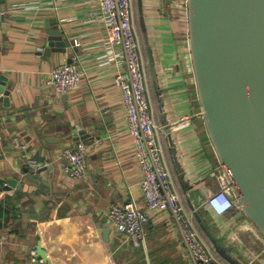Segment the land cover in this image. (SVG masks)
I'll list each match as a JSON object with an SVG mask.
<instances>
[{
  "label": "crops",
  "instance_id": "obj_1",
  "mask_svg": "<svg viewBox=\"0 0 264 264\" xmlns=\"http://www.w3.org/2000/svg\"><path fill=\"white\" fill-rule=\"evenodd\" d=\"M141 2L151 66L133 0L135 27L155 122L165 127L196 115L187 128L171 134L187 185L183 189L175 180L182 204L188 212L192 207L205 214L207 227L223 246L232 232L243 233L233 256L245 264H264V239L239 210L218 217L205 206L207 194L216 190L209 171L218 162L200 116L184 0ZM54 30L65 42L62 52ZM103 37L97 0H0V75L7 80L5 91L14 85L8 106L0 103V178L16 177L21 184L8 192L0 189V264H33L36 246L48 264H191L168 213H148L139 251L129 249L131 243L108 225L111 204L132 199L143 208V176L121 92L113 82L119 49L108 50ZM63 62L75 64L82 81L58 95L47 81ZM78 141L86 146V177L73 180L63 173L60 154ZM35 155L44 157L50 170L32 172L28 160L36 161ZM107 229L108 237L103 235Z\"/></svg>",
  "mask_w": 264,
  "mask_h": 264
},
{
  "label": "water",
  "instance_id": "obj_2",
  "mask_svg": "<svg viewBox=\"0 0 264 264\" xmlns=\"http://www.w3.org/2000/svg\"><path fill=\"white\" fill-rule=\"evenodd\" d=\"M136 1L151 66L142 2ZM184 5L197 101L208 140L240 213L264 239V0H184ZM53 32L60 38L56 47L62 52L65 42L61 33ZM6 81L0 75V103L8 106L14 85L5 91ZM177 121L161 128L171 152L175 179L185 189L184 172L171 140V134L180 131L172 129ZM79 136L83 140V133ZM34 158L38 164L36 174L50 170V165H44V157ZM20 187L16 177L0 178L3 192ZM191 213L217 257L227 264H245L219 244L192 207ZM109 234V229L103 231V235ZM34 251L33 264H48L39 246Z\"/></svg>",
  "mask_w": 264,
  "mask_h": 264
},
{
  "label": "built area",
  "instance_id": "obj_3",
  "mask_svg": "<svg viewBox=\"0 0 264 264\" xmlns=\"http://www.w3.org/2000/svg\"><path fill=\"white\" fill-rule=\"evenodd\" d=\"M97 2L104 24L103 43L110 51L119 49L114 63L120 68L113 82L121 92L129 135L135 146V159L143 176L140 184L143 208L132 199L125 204H111L106 212L108 225L125 242L139 248L147 237L148 213H168L191 264H227L215 255L196 229L193 215L184 208L169 169L163 142L166 134L156 124L152 112L146 64L136 33L133 0ZM81 81L82 74L78 67L63 62L50 71L47 85L56 94L65 95L78 88ZM195 116L182 117L172 129L178 131L187 128ZM15 146H18L17 142ZM60 155L64 161L62 171L67 177L73 180L86 177V146L82 141L64 147ZM28 168L35 172L37 162L28 160ZM209 175L215 181L216 190L207 194L206 208L218 217L234 209L240 210L222 167L219 164L213 166ZM34 253L31 252L33 261Z\"/></svg>",
  "mask_w": 264,
  "mask_h": 264
},
{
  "label": "rangeland",
  "instance_id": "obj_4",
  "mask_svg": "<svg viewBox=\"0 0 264 264\" xmlns=\"http://www.w3.org/2000/svg\"><path fill=\"white\" fill-rule=\"evenodd\" d=\"M232 213V212H231ZM233 214V213H232ZM232 214L230 216H232ZM243 234V233H242ZM242 234L240 235V232H232L227 238H226V247H227V251L229 253H231L232 255L233 254H236V251L238 250L239 246L243 243V239H242ZM241 236V238H240ZM244 236V235H243ZM242 239V241L240 240ZM247 239V238H246ZM148 240V239H147ZM146 240V241H147ZM209 245V243H208ZM132 244L131 246L129 247V249H134V250H137L138 248H132ZM243 246V245H242ZM142 247V246H141ZM210 247V246H209ZM223 247V245H222ZM139 251V249H138ZM240 251V250H239ZM245 252V251H243ZM216 255V254H215ZM217 256V255H216ZM255 255L252 256V258L254 257Z\"/></svg>",
  "mask_w": 264,
  "mask_h": 264
},
{
  "label": "trees",
  "instance_id": "obj_5",
  "mask_svg": "<svg viewBox=\"0 0 264 264\" xmlns=\"http://www.w3.org/2000/svg\"><path fill=\"white\" fill-rule=\"evenodd\" d=\"M174 180H176V179H174ZM200 217L205 221V214H200ZM194 224H195V227H196V229L198 230V232L200 233V235L203 237V239L208 243V240H207V238L205 237V235L202 233V231H201V229L198 227V225L194 222Z\"/></svg>",
  "mask_w": 264,
  "mask_h": 264
}]
</instances>
